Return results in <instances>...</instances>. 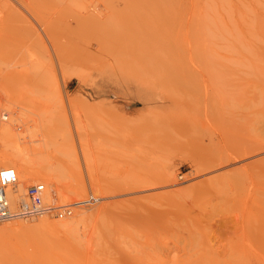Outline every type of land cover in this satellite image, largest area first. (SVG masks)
Masks as SVG:
<instances>
[{"label":"rangeland","instance_id":"1","mask_svg":"<svg viewBox=\"0 0 264 264\" xmlns=\"http://www.w3.org/2000/svg\"><path fill=\"white\" fill-rule=\"evenodd\" d=\"M262 1L0 0V111L8 113L3 123L12 124L11 145H26L37 156L32 146L48 141L49 153L63 166L54 163L53 181H34L57 191L58 203L71 202L61 195L68 185L86 186L79 198L91 190L110 198L92 205L103 206L104 218L114 217L118 228L105 236L117 239L123 263L155 262L166 242L179 257L184 246L188 251L195 244L202 260L226 247L219 250L225 264H264V123L258 128ZM93 7L102 14L88 19L76 39L67 36L62 19L72 22L73 15ZM49 11H59L58 27L35 25L39 13ZM96 38L112 39L114 49L86 61L83 47L97 48ZM106 54L116 61L102 73L90 62L103 64ZM22 93L34 100L21 99ZM51 107L65 112L41 110ZM2 148L0 143V153ZM20 172L23 190L32 181ZM80 209L73 207L66 218L44 217L69 220ZM93 212L77 217L87 219L79 222L86 232L99 229L101 218ZM14 219L0 226L36 221ZM9 234H0V260L30 245L37 252L33 264H64L70 253L49 239L32 242L26 233Z\"/></svg>","mask_w":264,"mask_h":264},{"label":"bare ground","instance_id":"2","mask_svg":"<svg viewBox=\"0 0 264 264\" xmlns=\"http://www.w3.org/2000/svg\"><path fill=\"white\" fill-rule=\"evenodd\" d=\"M42 1H44V0H42ZM50 2H52V1H50ZM259 5H261V8H262L261 12L258 13L259 17L260 18L262 17L261 19H264V0ZM108 6L111 7V8L114 7L113 4L112 5H108ZM83 9H85V8H83ZM57 12H59V11H57ZM84 12H86V14ZM84 12H83L84 14L81 13L77 17H74V15H73L74 21L71 19L72 22L71 21L68 22L69 20H65L64 18L62 19L63 20V24H65V26L67 27L66 29L68 30V33H69V35H67V36H69L71 38L75 37V39H76L77 31L83 26L84 23H87L88 19H90L92 17H97V15L99 16V15L102 14L101 11L96 9V8H94L92 11H88V10L85 11L84 10ZM56 13L51 12V11L45 12V13H43V12L39 13L40 20L35 22V25L38 26V24L40 25L42 23L43 24V28H45V25L51 26V25H55L56 24L57 27H58V24H59L58 21L61 20V18H60L61 15H57ZM64 21H67L68 23H64ZM148 21H150V20H148ZM151 21H152V19H151ZM151 21H150L148 26L151 25L150 28L152 29V27H153L152 24L154 22L153 21L151 22ZM116 22H118L117 19L114 21V23H116ZM157 22H158V19H157ZM174 23H178V22H175V20H174ZM258 23H260V22H258ZM60 24H61V22H60ZM171 25H172V23H171ZM262 25H264V24L262 23ZM60 26H59V29H60ZM260 30H262V29H260ZM262 33H264V32H262ZM259 34H258V36H259ZM162 37H160V40H158L159 42L164 41L165 38L164 37L162 38ZM59 38L61 39L60 36H59ZM65 38H67V37L65 36ZM106 39H108V37ZM260 40H261L262 43H261V45L258 44V45H260L259 46L260 48H258V50H259L258 51V61L263 62V64H264V34H261ZM96 42H97V48H95V49L92 47V45L90 43H88L87 45H85L83 47L85 49V51H86L85 53H87L86 56L82 57L83 59L85 58V60H86L87 57H89V59H90L91 56H94L95 54H98V53L103 52V51L108 50V49L110 50L111 48L114 49V41H112V39H110V38H109V40H106V41L102 40V39H97ZM103 56H106V58H105L106 60L104 61V63L102 62L103 64H101V61H103V60L98 61L100 64H98V62H95L94 59H93L92 62H90L92 65H95L96 69L100 70L99 72H102V73H103L102 70H105L106 66L109 65L108 64L109 61H111L110 63L116 61V58L114 59V57L111 54L110 55L106 54V55H103ZM88 61H90V60H88ZM182 75H184V74H182ZM175 81H179V79L175 80ZM181 89L183 90V92L185 91L184 87L181 88ZM33 92H35V91H33ZM35 93H38V92H35ZM39 93H41V92H39ZM36 96H38V95H36ZM21 99H24L27 102H32L34 100L32 97L25 96V93L21 94ZM61 107H58V108L51 107V108H45V109H41V110L42 111H47V113H49V114L50 113H56V112L57 113H59V112L61 113L62 111H64L63 108H61ZM42 113L38 114V115H42ZM44 113H43V115L45 117L46 114H44ZM62 114H64V113H62ZM263 115H264V66L259 65L258 66V128L260 126V123H264V121L261 122V120L263 118L262 117ZM49 117L48 116L46 117V121H47V118H49ZM7 118H8V115H7L6 119ZM59 118H60V116H59ZM6 119H4V120H6ZM52 121H53V119H52ZM3 122H4L3 120L0 121V125H1L0 126V143L3 145V148H2L1 153H0V165L4 166V165L13 164V166L16 168L17 172H19L21 170V172H23V173L20 172L21 175L23 177H25L26 179H29L31 181H34L35 179H43V180H45L47 182L53 181V177L54 176H53V172L51 171V169L54 166V163L61 164V162L54 156V154L49 153V151H48V149H49L48 147L49 146H47V142L48 141L44 140L43 144L41 143V144H37L35 146H32L31 150L34 151L33 153H35V154L38 153L39 156L38 155L37 156L36 155L31 156L29 154V152H28L29 148L26 145L22 146V147L11 145L12 144V140H13L12 137H14V132H12L13 130L11 128L12 124H9L8 122H5V123H3ZM36 122L37 121L35 120V123ZM38 122H37V124H38ZM40 125L42 127L43 123H40ZM263 127H264V125H263ZM43 128H45V126ZM47 129H48V127H47ZM41 136L45 137L43 135H41ZM38 139H39V137H38ZM13 141H15V140H13ZM260 143L261 142L258 141V145ZM261 146H262V144H261ZM51 158H52V160H51ZM55 158H56V161H54ZM262 160H264V157H262ZM61 166H63V163L61 164ZM64 167H66V166H64ZM18 176H19V174H18ZM22 176H20V177H22ZM166 177H168V175ZM173 183L174 182H172V184ZM18 185H21V183L19 182ZM89 189H91V188L89 187ZM21 190H22L21 187H19V192H21ZM23 190H24V188H23ZM99 190H100V188H99ZM85 191H87L86 190V186L80 187V188H78V187L77 188H73V187H70V185H68L66 190L61 191V195L64 198L66 197L67 199L71 198L70 201L73 202V201H76V199H82L85 195L83 197H80V198L77 197V196L83 194V192H85ZM107 192L108 191H106L104 193H107ZM119 192H121V191H119ZM109 194L111 195V192ZM93 195L97 198L96 201H94V202H92L90 204L77 206V208H81V209L77 210V212L75 214H73L75 216V218H70L69 220H67L68 219L67 218L64 221H62V220L58 221V220H49L46 217H44V216H52V215H49V214L36 215L34 217L26 218V220L31 219V218L32 219L36 218L35 219L36 221L33 222L32 224H26V223L20 222L18 224H10V225H8V224L5 225L4 224V225L0 226V234L1 235L2 234H9L10 232H16L18 234V233L22 232V233L28 234V236L30 237L32 242H33L35 237L36 238L37 237L38 238L41 237V238H44L46 240L49 239L50 241H52L54 243H57V244L60 243V246L62 245L63 247H65L66 250L67 249H68V251L70 250L69 251L70 253L66 254V252H65V258L63 259L64 260V264H128V263H123V261L125 260V258L123 257L124 255L122 253H120L121 251L117 250L118 248H120V247H118V243L116 241H114V240H117V239L116 238L115 239L108 238L107 236H105L109 232L113 233V231L117 230V228H118V227L116 228L114 226L115 223L112 222L114 217H112L111 219H110V217L108 218V216H107V219L104 218L105 214L103 216L101 215L103 213L102 212L103 211V208H102L103 206L101 207V205H99V204L94 205V206L92 205V204L98 202L101 198H104L101 203H103V202L109 203L111 201L110 198L108 197L106 199L105 198L106 194L105 195H102V194L101 195H99V194L97 195V193L96 194L93 193ZM55 197H57V191H56V193L53 192L52 187L50 185H48L46 187V195H45L46 200L49 201V200L52 199L53 202H55V204H59L57 201H55L56 199H53ZM72 197H76V199H74ZM98 203H100V201ZM86 206H87V208H86ZM82 207H85V209L82 208ZM91 209H94L93 215H94L95 218L96 217H100L101 218V219H99V218L96 219V222H98V220L100 222V224L98 226L99 229L98 230H96V229L94 230L93 229V231L91 229L92 232H86L84 230L85 227H84L83 230L81 229V226L83 224L80 226V223H81L82 220L85 221L87 219H82V218L78 219V218H79V216L81 214L83 215L84 213H86V211L91 210ZM70 215L62 216V217L66 218V217H69ZM74 216H72V217H74ZM54 217H56V216H54ZM121 218H122V216H121ZM18 219H20V218H18ZM21 219H23V218H21ZM11 220H16V219H9L7 221H11ZM4 222H6V221H4ZM207 227H209V226H207ZM80 229L82 230L81 232L79 231ZM109 236H110V234H109ZM7 237H9V236H7ZM211 238L212 237L210 236V239ZM215 238H216V235H215ZM213 240L216 241L213 244L218 243L216 239L213 238ZM213 240H209V241L207 240L209 245H212L211 243H212ZM121 242H122V239H121ZM76 243L79 244L80 246H78V248H76V247L73 248ZM29 245H30V243H29ZM198 245H200V244H198ZM218 245H219V243L215 247L220 248ZM30 246H27L25 249H23L22 254H19V255H16V256L10 255L6 259H4L5 261L3 259L0 260V264H33L31 261L33 260V257L35 256V254L37 252L35 253V249H33V247L31 249ZM174 246H176V245L174 244ZM193 246L195 247V244H193ZM206 246L207 245H205V247ZM212 246H209V247H212ZM225 246H226V243H225ZM194 247L191 246L189 248V250L190 249L191 250L190 251L189 250L186 251V249H188V246L187 245L184 246L183 247V249H185V252L183 254L184 256L183 257H179L178 254H175V252H174V254L171 253L176 248H174L173 245L170 246L169 244H166V242H165V244L163 243V247L160 248V246H159L160 249H159L158 254L155 253V255L156 254L158 255V256H156V258L158 257L157 260L155 262L153 260H152L153 262L152 261L149 262L150 259L149 260L147 259L146 262L148 261L147 264H166L167 261L170 262L169 264H208V263H210V264H225V262L220 259L219 255L222 256V254H221V251L219 252V250H224L225 251L226 247L224 249H219V250H214V251H210V249H209L210 253H208V255H207L209 258L205 259V260H202L203 255L198 253V252H196L197 251V250H195L196 247L195 248ZM217 248H215V249H217ZM221 248H223V246ZM212 250H213V248H212ZM224 251L222 252L223 255L226 252V251L225 252ZM170 253H171V256H170ZM124 254H126V256L129 255L127 253H124ZM167 255L170 256L171 261L169 260V257ZM163 257H168V260L166 258L164 259ZM150 258L153 259L152 257H150ZM60 259H62V258H60ZM165 260H167V261H165ZM124 262H126V260ZM132 262H134V261H132ZM138 262H140V260ZM34 264H36V263H34ZM141 264H143V263H141Z\"/></svg>","mask_w":264,"mask_h":264},{"label":"built area","instance_id":"3","mask_svg":"<svg viewBox=\"0 0 264 264\" xmlns=\"http://www.w3.org/2000/svg\"><path fill=\"white\" fill-rule=\"evenodd\" d=\"M7 115L5 110L0 111V121L6 119ZM20 181L14 166L10 164L0 166V221L26 219L42 214L68 216L72 213L73 207L90 204L97 199L89 192L82 199L55 204L52 199L46 200V183L43 180L29 182L24 190L19 192Z\"/></svg>","mask_w":264,"mask_h":264}]
</instances>
